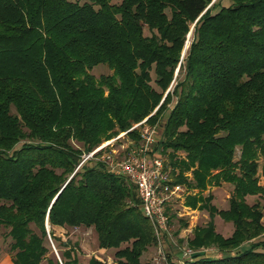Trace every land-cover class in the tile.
Instances as JSON below:
<instances>
[{
  "label": "trees",
  "instance_id": "1",
  "mask_svg": "<svg viewBox=\"0 0 264 264\" xmlns=\"http://www.w3.org/2000/svg\"><path fill=\"white\" fill-rule=\"evenodd\" d=\"M228 2L0 0V226L13 264H42L49 239L59 259L46 264H80L79 243L54 227L92 228L116 264H153L141 260L157 241L133 186L100 161L76 169L145 118L164 120L154 150L171 183L198 190L184 206L208 213L183 264H264V204L247 202L264 196V0ZM99 64L112 74H90ZM222 182L233 189L218 210L203 192ZM216 215L230 236L215 231ZM210 247L216 256L200 254Z\"/></svg>",
  "mask_w": 264,
  "mask_h": 264
},
{
  "label": "rangeland",
  "instance_id": "2",
  "mask_svg": "<svg viewBox=\"0 0 264 264\" xmlns=\"http://www.w3.org/2000/svg\"><path fill=\"white\" fill-rule=\"evenodd\" d=\"M70 1L83 3L86 0H70ZM111 3L113 4L119 3V0H111ZM221 4L227 6L229 5V2L228 0H221ZM190 40H191V31L188 33L186 37L181 56H183L185 49L190 43ZM89 72L96 78H99L101 75L112 74V70H110L108 67H106L103 64H99L93 67ZM152 77H154L153 73H152ZM172 87L173 84L170 86V89H172ZM168 90L169 89H167V91ZM163 124H164V120H160L155 124H150L146 122V118L140 122L133 123L126 131L120 132L117 135L113 136L112 138L104 139L102 142H100L99 145L95 147L98 148L102 146L101 150L99 151L98 157L102 155H107L109 153L120 156L122 154H125L126 151L129 150V146L133 145L132 139L126 133L133 129H136L139 137L138 139L139 141L135 143V145L139 144L140 133L142 129L145 127L154 129L153 138H154V144H156L161 138ZM136 125L138 126L133 128ZM159 151L160 149L156 150V153H159ZM85 153L86 152L82 153L81 156L84 155ZM238 156H239V150L237 149L235 160L238 159ZM259 163H261L260 160ZM258 176L260 179V183L262 184L264 182V177H262L260 167L258 168ZM232 189L233 186L231 184L222 182L219 186L208 187L204 191V195H208V194L213 195V200L211 201V203L215 205L218 210L227 209L228 198L232 192ZM193 190H191V192ZM196 193H198L197 189L196 191L192 192V195ZM258 201L264 204V196L256 195L252 197H247V202L249 204H254L255 202ZM171 208L169 210V214L174 215V217H172L171 219L170 234L165 237L164 245L161 249H159L158 246L155 245L149 247L147 251L144 252L143 256L141 257V260L143 262H151L153 264H163V262L166 261L168 264H171L177 262L179 259H186L182 257V254L184 249L188 248L186 241L187 239L192 237V234L186 233L184 229L186 228V226H182V222L187 221L188 226L194 228L196 226H203L208 221V213L206 211L189 210L187 208H184L183 204H181V199H177V201L174 202ZM214 226H215V231L224 237H228L232 233L231 223L224 222L218 215H216L214 218ZM31 228H33V226H31ZM53 229L55 235L60 237L62 241H65L66 239H71L72 242L77 241L79 243L80 251L77 252V257L80 264H87L91 256L97 257L98 259L104 261L105 264H116V258L114 256L116 250L99 249L96 240V234L92 228L80 227V228L68 229V228L57 227ZM7 232H8L7 228L0 226V264H13L12 263L13 252L10 251V243L12 240L8 236ZM260 239H264V237L262 236V238ZM48 245L50 246L51 250L50 252L47 253L46 258L42 261V264H46L47 258L56 257V254L58 255V249L50 239L48 240ZM127 245L128 244L126 243L123 244L122 248L126 247ZM200 254L206 256H216L217 250L214 247L205 248L200 250Z\"/></svg>",
  "mask_w": 264,
  "mask_h": 264
},
{
  "label": "built area",
  "instance_id": "3",
  "mask_svg": "<svg viewBox=\"0 0 264 264\" xmlns=\"http://www.w3.org/2000/svg\"><path fill=\"white\" fill-rule=\"evenodd\" d=\"M153 132V128H143L139 144L129 146V150L121 156L109 153L98 157L96 154L102 146L94 148L81 156L76 169L87 162L100 161L108 172L124 177L135 188L139 208L150 222L156 245L161 249L165 237L170 234L169 206L186 193V188L181 184L171 183L166 158L153 149ZM192 253L191 249L185 248L182 257L186 259H179L175 263L183 264L185 260L190 259ZM163 264L168 263L164 261Z\"/></svg>",
  "mask_w": 264,
  "mask_h": 264
},
{
  "label": "crops",
  "instance_id": "4",
  "mask_svg": "<svg viewBox=\"0 0 264 264\" xmlns=\"http://www.w3.org/2000/svg\"><path fill=\"white\" fill-rule=\"evenodd\" d=\"M157 143H158V142H157ZM157 143L153 145V149H156ZM158 149H159V148H158ZM181 155H182V153H181ZM168 166H169V165H168ZM169 168H171V167L169 166ZM170 174H171V173H170ZM186 175L189 176V177L191 176L190 172L186 173ZM185 188H186V186H185ZM186 189H187V188H186ZM191 190H193V189H187V190H186V193L180 198V199H181V204H183L186 195H188V194H191V195H192V192L196 191V189H194L192 192H191ZM203 194H204V192H203ZM175 201H177V200H174V201L171 203V205L169 206V209H168V210H170L171 206L174 204ZM183 207H184V208H187V209H189V210L202 211V210H198V209H191L190 207H186V206H184V204H183ZM171 209H172V208H171ZM54 228H57V227H54ZM58 228H59V227H58ZM186 228H187V229H186ZM186 228H184L185 231H186V233L192 234V231H193L194 228L189 227V226H188V223H187V225H186ZM180 237H181V236H180ZM186 243H187V241H186Z\"/></svg>",
  "mask_w": 264,
  "mask_h": 264
},
{
  "label": "water",
  "instance_id": "5",
  "mask_svg": "<svg viewBox=\"0 0 264 264\" xmlns=\"http://www.w3.org/2000/svg\"><path fill=\"white\" fill-rule=\"evenodd\" d=\"M167 92H168V91H167ZM167 92H166V93H167ZM45 228H46V231H47V233H48V230H49V229H48V228H49V223H48V220H47V219H46V222H45ZM56 257H57V259H59L57 254H56Z\"/></svg>",
  "mask_w": 264,
  "mask_h": 264
}]
</instances>
